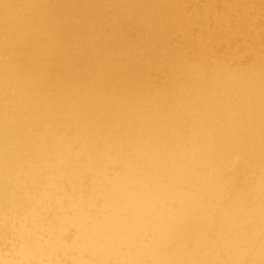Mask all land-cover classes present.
<instances>
[{
	"label": "bare ground",
	"instance_id": "obj_1",
	"mask_svg": "<svg viewBox=\"0 0 264 264\" xmlns=\"http://www.w3.org/2000/svg\"><path fill=\"white\" fill-rule=\"evenodd\" d=\"M0 264H264V0H0Z\"/></svg>",
	"mask_w": 264,
	"mask_h": 264
}]
</instances>
